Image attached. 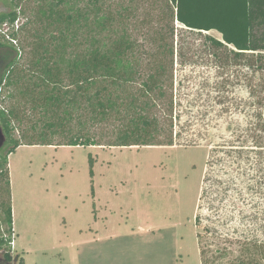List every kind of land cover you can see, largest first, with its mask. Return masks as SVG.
<instances>
[{
    "label": "rangeland",
    "instance_id": "374dc122",
    "mask_svg": "<svg viewBox=\"0 0 264 264\" xmlns=\"http://www.w3.org/2000/svg\"><path fill=\"white\" fill-rule=\"evenodd\" d=\"M40 1L0 0V15L17 17L6 31L0 24V110L14 111L10 134L21 143L0 150V237L15 264H202L201 247L206 261L230 264L242 239H264V69L247 64L259 63L224 50L216 58L207 37L217 32L174 24L172 67L161 59L171 71L165 99L152 114L161 145L111 146L114 120L86 126L98 146L66 145L75 121L35 144L47 119L27 95L33 48L41 37L40 54L53 49L57 33L37 19Z\"/></svg>",
    "mask_w": 264,
    "mask_h": 264
},
{
    "label": "trees",
    "instance_id": "16d2710c",
    "mask_svg": "<svg viewBox=\"0 0 264 264\" xmlns=\"http://www.w3.org/2000/svg\"><path fill=\"white\" fill-rule=\"evenodd\" d=\"M39 3L42 4L37 9V19L48 18L49 26H56L57 33L49 37L53 49L49 50L47 43L40 54L38 50L44 40L41 37L33 48L38 56L32 65L38 70L32 82L34 91L31 89L27 95L33 97L32 108L42 110L47 119L35 144L50 145L43 134L46 129L63 131L75 121L79 134L70 136L66 145L98 146L100 143L87 134L86 126L114 120L120 123V131L111 146L161 145L155 136L159 120L152 114L159 111L157 108L165 99L163 85L171 72L168 67L173 65L174 24L189 32L215 31L220 40L207 37L215 50L213 56L220 58L218 51L224 50L226 59L238 61L240 57H249L259 63H247L252 69H264V0H42ZM16 18L13 12L1 13L0 23L7 21L13 25ZM5 43H0V47ZM163 56L170 57L168 67L161 61ZM168 109L172 113V98L168 99ZM12 116L16 117L14 111L0 110V127L6 138L3 148L11 145L10 153L21 144L10 134ZM5 213L10 226L11 208ZM201 237L197 236L199 241ZM6 243L0 237V249H5ZM240 250V256L230 264H264V239L256 236L242 239ZM205 254L201 247L202 264H213L203 258ZM224 255L220 251L217 258ZM7 257L10 259L9 253Z\"/></svg>",
    "mask_w": 264,
    "mask_h": 264
},
{
    "label": "flooded vegetation",
    "instance_id": "af4514ba",
    "mask_svg": "<svg viewBox=\"0 0 264 264\" xmlns=\"http://www.w3.org/2000/svg\"><path fill=\"white\" fill-rule=\"evenodd\" d=\"M2 133H3V131H2ZM4 137H5V135H4ZM5 140H6V138H5ZM7 255H8V253H7V251H5L4 248L0 249V264H3V263L4 264H11L12 262H13V264H15L16 263V260H14L10 255H9L10 256V259H8Z\"/></svg>",
    "mask_w": 264,
    "mask_h": 264
},
{
    "label": "built area",
    "instance_id": "2783aa9c",
    "mask_svg": "<svg viewBox=\"0 0 264 264\" xmlns=\"http://www.w3.org/2000/svg\"><path fill=\"white\" fill-rule=\"evenodd\" d=\"M0 24H2V23H0ZM3 24H4V31H6L7 27L9 26V23H8V22H3ZM10 26L13 28L14 24H13V25H10ZM10 26H9V27H10ZM9 27H8V29H9ZM5 36H6V38H7L8 40H10V42H13V39L10 38L9 35H5Z\"/></svg>",
    "mask_w": 264,
    "mask_h": 264
},
{
    "label": "water",
    "instance_id": "95a60500",
    "mask_svg": "<svg viewBox=\"0 0 264 264\" xmlns=\"http://www.w3.org/2000/svg\"><path fill=\"white\" fill-rule=\"evenodd\" d=\"M4 142H5V137H4V135H3V133H2V129H1V127H0V150H1V148H2V146H3V144H4Z\"/></svg>",
    "mask_w": 264,
    "mask_h": 264
},
{
    "label": "crops",
    "instance_id": "0c3cea01",
    "mask_svg": "<svg viewBox=\"0 0 264 264\" xmlns=\"http://www.w3.org/2000/svg\"><path fill=\"white\" fill-rule=\"evenodd\" d=\"M96 229L99 230V229H100V226L95 227V230H96ZM140 229H141V231H142V230H146V231L148 230V229H143V228H140Z\"/></svg>",
    "mask_w": 264,
    "mask_h": 264
}]
</instances>
